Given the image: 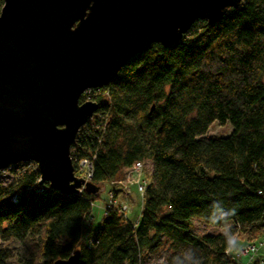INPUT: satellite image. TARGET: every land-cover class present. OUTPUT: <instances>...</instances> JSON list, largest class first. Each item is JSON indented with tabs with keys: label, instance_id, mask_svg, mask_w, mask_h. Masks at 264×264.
<instances>
[{
	"label": "trees",
	"instance_id": "trees-1",
	"mask_svg": "<svg viewBox=\"0 0 264 264\" xmlns=\"http://www.w3.org/2000/svg\"><path fill=\"white\" fill-rule=\"evenodd\" d=\"M263 75L264 0H244L214 24L194 22L171 47L152 44L99 90L101 118L70 146L72 166L94 156L97 191L64 196L37 185L35 171L14 175L0 185V239L25 245L19 264L74 251L75 264H147L164 253L166 264H235L231 241L264 234ZM213 122H228L230 134L207 136ZM144 161L151 170L137 220L114 208L91 232L102 185ZM194 219L227 234H194Z\"/></svg>",
	"mask_w": 264,
	"mask_h": 264
},
{
	"label": "water",
	"instance_id": "water-1",
	"mask_svg": "<svg viewBox=\"0 0 264 264\" xmlns=\"http://www.w3.org/2000/svg\"><path fill=\"white\" fill-rule=\"evenodd\" d=\"M244 0H3L0 9V170L33 162L64 196L96 186L73 175L69 149L97 110L79 103L136 55L178 43ZM78 251L51 264H75Z\"/></svg>",
	"mask_w": 264,
	"mask_h": 264
},
{
	"label": "rangeland",
	"instance_id": "rangeland-1",
	"mask_svg": "<svg viewBox=\"0 0 264 264\" xmlns=\"http://www.w3.org/2000/svg\"><path fill=\"white\" fill-rule=\"evenodd\" d=\"M261 80H262V83L264 84V75L262 76ZM90 94L91 92H89L88 95L84 94L85 97L83 99V102H86V101L94 102L95 96L101 94V92L93 91L92 97L90 96ZM94 115H95V112L93 113V116ZM230 132H231V126L228 122H226L224 125H218L216 122H213L209 126L206 135L215 136V137H225V136H228ZM150 170H151L150 163L147 161H144L142 175L146 181L148 180V175L150 173ZM9 180L10 179H6L5 182H8ZM108 189L115 191V196L117 197L118 200H123V199L127 200L126 203L128 206V210L125 213V216L128 218L129 221H134L135 218L139 217L141 199L134 187V177L132 175V172L129 170V168L123 169L109 183H104L102 185L101 191L99 192V199L96 200L91 205V210H90V215H89V228L91 232L95 231L102 221L103 209H104L105 204L108 201V195H107L109 191ZM192 226H193L192 232L197 235L217 234V233L227 234L226 225H223L221 227L206 226L202 224L200 221L194 219L192 220ZM261 238L259 240H261ZM234 239L235 241H234V245L232 249H234L235 251L237 250L238 246H241L246 242V241H243L240 237H236ZM246 243H249V242H246ZM0 250L2 251L1 253L2 263L1 264H19L18 261L22 259V256L24 255L26 248H25V245H23L22 243L20 244L17 242L16 243L7 242V241H2L0 239ZM165 255L166 253L151 255L147 264H166ZM256 257L264 258V246L259 248L257 254H254V258ZM239 261L241 264H246L247 257H240Z\"/></svg>",
	"mask_w": 264,
	"mask_h": 264
},
{
	"label": "built area",
	"instance_id": "built-area-1",
	"mask_svg": "<svg viewBox=\"0 0 264 264\" xmlns=\"http://www.w3.org/2000/svg\"><path fill=\"white\" fill-rule=\"evenodd\" d=\"M99 90H101V88H97V89H87L83 92V97L84 94L88 95L89 92H91L90 96H93V91L98 92ZM86 99V98H85ZM100 115H98L97 113L92 116V118L89 121H92L93 123L96 121V123L98 122V120L100 119ZM88 121V122H89ZM96 123H94L95 125H97ZM94 159V156H92L91 159L89 158H80L78 160L74 161V165H73V175L76 178L82 179L84 182H90V179L92 177V160ZM142 169H143V164L142 162H135L131 165V167L129 168V170L132 172V175L134 177V187L137 191V193L139 194L140 197H142L144 195L145 192V188L147 185V181L144 179L143 175H142ZM35 171L36 172V165L33 162H21V163H17L14 165H10L7 168L0 170V185H4L6 182V179H10L14 176V175H20L21 173H24L26 171ZM37 173V172H36ZM37 185H39V176H38V180L36 182ZM29 188H27L28 190ZM108 201L104 206L103 209V217L106 215V213L114 208H117L119 210V212H121L123 215H125V213L128 210V206L126 203V199L124 200H118L117 197L115 196V191L114 190H109L108 193ZM12 200H14V197L12 198ZM262 237V238H261ZM260 238L261 240H256L253 242H249V243H244L241 246L237 247V250L235 251L234 249H232L233 245H234V241L235 239H233L231 241V246L229 249L226 250V254L229 255V257L231 258V260L235 263V264H241L239 261L240 257H247V262L246 264H264V258L263 257H256L254 258V254L258 253V250L260 247L264 246V235H262ZM235 251V252H234Z\"/></svg>",
	"mask_w": 264,
	"mask_h": 264
},
{
	"label": "crops",
	"instance_id": "crops-1",
	"mask_svg": "<svg viewBox=\"0 0 264 264\" xmlns=\"http://www.w3.org/2000/svg\"><path fill=\"white\" fill-rule=\"evenodd\" d=\"M109 190V189H108ZM137 220V218H135V220L134 221H136Z\"/></svg>",
	"mask_w": 264,
	"mask_h": 264
}]
</instances>
